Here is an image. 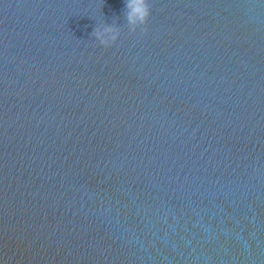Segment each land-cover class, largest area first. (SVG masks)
<instances>
[{"label": "water", "instance_id": "obj_1", "mask_svg": "<svg viewBox=\"0 0 264 264\" xmlns=\"http://www.w3.org/2000/svg\"><path fill=\"white\" fill-rule=\"evenodd\" d=\"M147 3L0 0V264H264V0Z\"/></svg>", "mask_w": 264, "mask_h": 264}, {"label": "clouds", "instance_id": "obj_2", "mask_svg": "<svg viewBox=\"0 0 264 264\" xmlns=\"http://www.w3.org/2000/svg\"><path fill=\"white\" fill-rule=\"evenodd\" d=\"M150 15L147 0H125V16L131 30L146 26ZM94 34L95 39L104 47H111L120 38L118 29L108 24L96 29Z\"/></svg>", "mask_w": 264, "mask_h": 264}]
</instances>
